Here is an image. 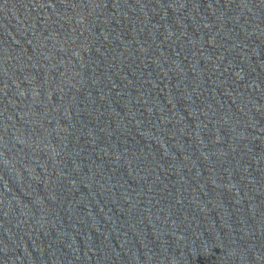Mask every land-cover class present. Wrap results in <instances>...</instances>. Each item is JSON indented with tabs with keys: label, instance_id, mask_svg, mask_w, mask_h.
<instances>
[{
	"label": "water",
	"instance_id": "95a60500",
	"mask_svg": "<svg viewBox=\"0 0 264 264\" xmlns=\"http://www.w3.org/2000/svg\"><path fill=\"white\" fill-rule=\"evenodd\" d=\"M0 264H264V0H0Z\"/></svg>",
	"mask_w": 264,
	"mask_h": 264
}]
</instances>
